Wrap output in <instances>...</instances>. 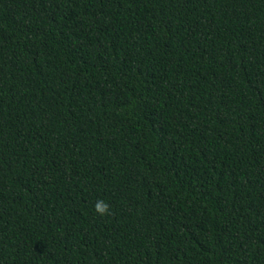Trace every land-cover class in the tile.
Listing matches in <instances>:
<instances>
[{
    "label": "trees",
    "instance_id": "obj_1",
    "mask_svg": "<svg viewBox=\"0 0 264 264\" xmlns=\"http://www.w3.org/2000/svg\"><path fill=\"white\" fill-rule=\"evenodd\" d=\"M0 264H264V0H0Z\"/></svg>",
    "mask_w": 264,
    "mask_h": 264
},
{
    "label": "clouds",
    "instance_id": "obj_2",
    "mask_svg": "<svg viewBox=\"0 0 264 264\" xmlns=\"http://www.w3.org/2000/svg\"><path fill=\"white\" fill-rule=\"evenodd\" d=\"M94 208L97 214L104 216L110 213V206L104 200H97L94 204Z\"/></svg>",
    "mask_w": 264,
    "mask_h": 264
}]
</instances>
